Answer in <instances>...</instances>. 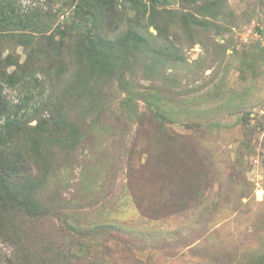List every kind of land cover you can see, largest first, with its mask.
<instances>
[{
  "label": "rangeland",
  "instance_id": "1",
  "mask_svg": "<svg viewBox=\"0 0 264 264\" xmlns=\"http://www.w3.org/2000/svg\"><path fill=\"white\" fill-rule=\"evenodd\" d=\"M97 2L0 1V264H264V0Z\"/></svg>",
  "mask_w": 264,
  "mask_h": 264
},
{
  "label": "trees",
  "instance_id": "2",
  "mask_svg": "<svg viewBox=\"0 0 264 264\" xmlns=\"http://www.w3.org/2000/svg\"><path fill=\"white\" fill-rule=\"evenodd\" d=\"M0 1H4V0H0ZM98 2H97V7L99 6V8L100 9H102L103 7H104V5L105 4H102V2L104 3V2H108V1H110L111 2V0H97ZM85 6H87V5H84V7ZM84 7H82L81 8V10L84 8ZM78 13V11L77 12H74V14H76V16L78 17V16H80V15H78L77 14ZM77 17H75V18H77ZM90 19H93V20H95V22L96 23H98V21L96 20V18H95V14H93V12L92 13H90ZM81 21H82V23H81ZM85 22H86V20H83V19H80V20H73V22L71 23V25H70V27H72L73 29H74V33H75V35H77V36H81L82 38H84V40H87V38H89L90 36H93L94 35V33H92L93 31H91V29H89V28H87L86 27V24H85ZM85 28V29H84ZM82 32H85L86 34H83ZM64 34V33H63ZM96 34V33H95ZM130 34V33H129ZM129 34H127V36H126V41L127 42H130L131 41V39L128 37L129 36ZM81 39V38H80ZM83 40V39H82ZM135 43H139V42H135ZM79 45L82 47L83 45H82V43H79ZM89 48H92L93 49V45H91V44H89V46H88ZM0 185H1V188H0V193L1 194H3V195H5L6 196V198L10 201V202H13V201H16L17 200V198L16 199H9V195H6V191L4 190V183H0ZM19 193H21V190L19 191Z\"/></svg>",
  "mask_w": 264,
  "mask_h": 264
}]
</instances>
